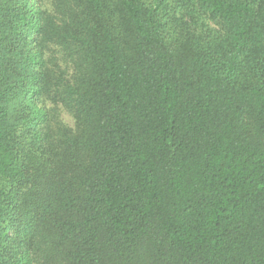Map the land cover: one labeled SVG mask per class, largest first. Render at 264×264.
<instances>
[{
  "label": "trees",
  "instance_id": "16d2710c",
  "mask_svg": "<svg viewBox=\"0 0 264 264\" xmlns=\"http://www.w3.org/2000/svg\"><path fill=\"white\" fill-rule=\"evenodd\" d=\"M0 264H264V0H0Z\"/></svg>",
  "mask_w": 264,
  "mask_h": 264
},
{
  "label": "rangeland",
  "instance_id": "374dc122",
  "mask_svg": "<svg viewBox=\"0 0 264 264\" xmlns=\"http://www.w3.org/2000/svg\"><path fill=\"white\" fill-rule=\"evenodd\" d=\"M61 117L64 123H66L70 127H74L75 125L74 118L71 115H69L65 110H61Z\"/></svg>",
  "mask_w": 264,
  "mask_h": 264
}]
</instances>
